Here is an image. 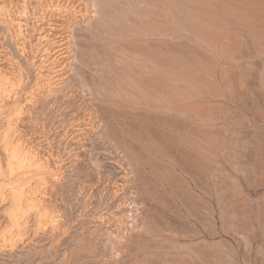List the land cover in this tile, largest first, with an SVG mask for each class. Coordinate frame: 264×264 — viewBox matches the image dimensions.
I'll return each instance as SVG.
<instances>
[{"label": "rangeland", "instance_id": "obj_1", "mask_svg": "<svg viewBox=\"0 0 264 264\" xmlns=\"http://www.w3.org/2000/svg\"><path fill=\"white\" fill-rule=\"evenodd\" d=\"M0 70V264H264V0H0Z\"/></svg>", "mask_w": 264, "mask_h": 264}, {"label": "bare ground", "instance_id": "obj_2", "mask_svg": "<svg viewBox=\"0 0 264 264\" xmlns=\"http://www.w3.org/2000/svg\"><path fill=\"white\" fill-rule=\"evenodd\" d=\"M50 1H51V0H50ZM66 1H67V0H66ZM64 2H65V1H64ZM69 2H70V1H69ZM15 3H16V2H15ZM53 3H54V2H53ZM66 3H67V2H66ZM23 4H24V3H23ZM54 4H55V3H54ZM81 4H83V3H81ZM1 5H2V4H1ZM26 6H27V5H26ZM26 6H25V7H26ZM41 7H42V6H41ZM47 7H48V6H47ZM47 7H46V8H47ZM74 7H75V6H74ZM82 7H83V6H82ZM84 7H86V6H84ZM3 8H4V7H3ZM5 8H6V7H5ZM26 8H27V7H26ZM55 8H56V7H55ZM43 9H44V8H43ZM64 9H65V8H64ZM86 9H88V7H86ZM77 10H79V9H77ZM77 10H76V11H77ZM19 11H20V10H19ZM62 11H63V10H62ZM68 11H69V10H68ZM81 11H82V10H81ZM8 12H9V11H8ZM78 12H79V11H78ZM78 12H77V13H78ZM83 12H84V11H83ZM20 13H21V12H20ZM54 14H55V13H54ZM67 14H68V13H67ZM67 14H66V15H67ZM3 15H5V14H3ZM6 15H7V14H6ZM8 15H10V14H8ZM58 15H59V14H58ZM70 15H71V14H70ZM80 15H81V14H80ZM3 17H4V16H3ZM21 18H22V17H21ZM63 18H64V17H63ZM66 20H67V19H66ZM78 20H79V19H78ZM6 21H7V20H6ZM88 21H89V20H88ZM16 23H17V22H16ZM93 23H94V22H93ZM5 25H6V24H5ZM14 25H15V24H14ZM61 25H62V24H61ZM89 25H90V24H89ZM55 26H56V25H55ZM62 26H63V25H62ZM66 26H67V25H66ZM58 27H59V26H58ZM90 27H91V26H90ZM22 28H23V27H22ZM56 29H57V28H56ZM70 29H71V28H70ZM74 29H75V28H74ZM68 30H69V29H68ZM68 30H67V31H68ZM14 31H15V29H14ZM16 31H17V30H16ZM16 31H15V32H16ZM69 31H70V30H69ZM94 31H95V30H94ZM12 32H13V31H12ZM71 32H72V31H71ZM95 32H96V31H95ZM20 33H21V32H20ZM88 33H89V32H88ZM47 36H48V35H47ZM21 37H22V36H21ZM72 39H73V38H72ZM74 40H75V39H74ZM25 43H26V42H25ZM58 43H59V42H58ZM60 43H62V42H60ZM60 43H59V44H60ZM71 43H72V42H71ZM21 45H22V44H21ZM25 45H26V44H25ZM39 45H40V44H39ZM62 45H63V44H61L60 46H62ZM24 47H25V46H24ZM24 47H23V48H24ZM68 48H69V47H68ZM72 48H73V47H72ZM16 49H17V48H16ZM64 49H65V48H63V49L60 48L58 51H61V53H65ZM26 52H27V51H26ZM75 53H76V52H75ZM16 54H18V53H16ZM68 54H69V53H68ZM68 56H69V55H68ZM74 57H75V56H74ZM5 59H6V58H5ZM34 59H35V58H34ZM56 59H57V58H56ZM65 59H67V58H65ZM68 59H69V57H68ZM49 60H50V59H49ZM75 60H76V59H75ZM77 60H79V59H77ZM77 60H76V61H77ZM80 60H81V59H80ZM19 62H20V61H19ZM19 62H18V63H19ZM76 64H77V63H76ZM21 65H22V64H21ZM79 65H80V64H79ZM49 66H50V65H49ZM75 66H76V65H75ZM20 67H21V66H20ZM46 67H47V66H46ZM72 67H73V66H72ZM78 67H79V66H78ZM80 67H81V66H80ZM21 68H22V67H21ZM63 68H64V67H63ZM42 69H43V68H42ZM46 70H47V69H46ZM71 70H73V69L71 68ZM0 71H1V70H0ZM52 71H53V70H52ZM55 71H56V70H55ZM14 72H15V71H14ZM23 72H24V71H23ZM26 73H28V72H26ZM2 74H3V73H2ZM2 74H1V72H0V75H1V76L4 75V74H3V75H2ZM52 74H53V73H52ZM79 74H80V73H79ZM5 75H6V74H5ZM5 75L3 76L2 79H5V78H6ZM26 75H27V74H26ZM42 75H43V74H42ZM42 75H41V76H42ZM56 75H57V74H56ZM56 75H54V76H56ZM7 76H8V75H7ZM13 76H14V75H13ZM23 76H24V75H23ZM8 77H9V76H8ZM37 77H38V76H37ZM49 77H50V76H49ZM11 78H12V77H11ZM19 78H20V77H19ZM38 79H39V78H38ZM60 79H61V78H60ZM13 80H14V78H13ZM53 80H54V79H53ZM2 81H4V80H2ZM5 81H6V80H5ZM14 81H15V80H14ZM21 81H22V80H21ZM81 82H82V81H81ZM84 82H85V81H84ZM61 83H62V82H61ZM5 84H6V83H5ZM30 84H31V83H30ZM51 84H52V83H51ZM2 85H3V84H2ZM11 85H12V84H11ZM55 85H56V84H55ZM18 86H19V85H18ZM26 86H27V85H26ZM45 87H46V86H45ZM81 87H82V86H81ZM2 88H3V86H2ZM5 88H6V87H5ZM16 88H17V87H16ZM8 89H9V88H8ZM12 89H13V88H12ZM25 89H26V87H25ZM33 89H34V88H33ZM35 89H36V88H35ZM70 90H71V89H70ZM2 91H3V90H2ZM0 92H1V91H0ZM7 92H8V91H7ZM19 92H20V91H19ZM21 92H22V91H21ZM21 92H20V93H21ZM2 93H4V92H2ZM22 93H23V92H22ZM17 94H18V93H17ZM50 94H51V93H50ZM19 95H20V94H19ZM35 95H36V94H35ZM2 97H3V96H2ZM19 97H20V96H19ZM8 98H9V97H8ZM21 98H22V97H21ZM37 98H38V97H37ZM9 100H10V99H9ZM11 100H12V99H11ZM21 100H22V99H21ZM36 100H37V99H36ZM47 100H48V99H47ZM0 101H1V100H0ZM30 101H31V100H30ZM35 102H36V101H35ZM45 102H46V101H45ZM20 103H21V102H20ZM47 103H48V102H47ZM22 104H23V103H22ZM93 104H94V103H93ZM1 105H2V104H1ZM12 105H13V104H12ZM9 106H10V105H9ZM15 106H16V103H15ZM18 106H19V105H18ZM31 106H32V105H31ZM3 107H4V106H3ZM19 107H20V106H19ZM36 107H37V106H36ZM94 107H95V106H94ZM14 108H15V107H14ZM0 109H1V108H0ZM8 109H9V108H8ZM15 109H16V108H15ZM3 111H4V110H3ZM17 111H18V110H17ZM24 111H25V110H24ZM103 111H104V110H103ZM13 112H14V111H13ZM4 113H5V112H4ZM8 113H9V112H8ZM13 114H14V113H13ZM103 115H104V114H103ZM4 116H5V115H4ZM22 116H23V115H22ZM16 117H17V116H16ZM104 117H105V116H104ZM6 119H7V117H6ZM13 119H14V118H13ZM17 120H19V119H17ZM11 121H12V120H11ZM19 121H20V120H19ZM4 122H5V121H4ZM9 123H10V122H9ZM12 123H13V122H12ZM2 124H3V123H2ZM9 125H10V124H9ZM8 127H9V126H8ZM14 130H15V129H14ZM13 132H14V131H13ZM15 133H16V132H15ZM9 136H10V135H9ZM11 137H12V136H11ZM17 140H18V139H17ZM83 140H84V139H83ZM0 142H1V141H0ZM3 143H5V142H3ZM8 143H10V141H9ZM18 143H19V142H18ZM6 145H7V144H6ZM15 145H16V144H15ZM17 145H18V144H17ZM21 145H22V144H21ZM13 146H14V145H13ZM23 146H24V145H23ZM24 149H26V148H24ZM11 150H12V149H11ZM5 151H6V150H5ZM16 151H18V152H19V151H22V153L24 152V150H23V148H22L21 146H19L18 149H17ZM25 151H26V150H25ZM3 152H4V151H3ZM32 152H33V151H32ZM15 153H16V152H15ZM22 153H21V154H22ZM29 153H30V152H29ZM23 154H24V153H23ZM23 154H22V155H23ZM27 154H28V152H27ZM10 155H11V154H10ZM19 155H20V153H19ZM22 155H20V156H22ZM12 156H13V155H12ZM16 156H18V155H16ZM25 157H26V156H24V158H25ZM15 158H17V157H15ZM18 158H19V157H18ZM18 158H17V159H18ZM12 159H13V157H12ZM25 164H26V163H25ZM57 167H58V166H57ZM4 169H5V168H4ZM4 169H3V170H4ZM3 170H2V171H3ZM48 170H49V169H48ZM8 172H9V171H8ZM25 173H26V172H25ZM30 175H31V174H30ZM11 176H12V175H11ZM46 176H47V175H46ZM43 178H44V177H43ZM26 192H27V191H26ZM8 194H9V193H8ZM25 195H26V194H25ZM25 195H24V196H25ZM14 196H15V195H14ZM11 197H12V196H11ZM24 198H25V197H24ZM22 199H23V198H22ZM31 203H32V202H31ZM38 204H39V203H38ZM26 205H27V204H26ZM35 206H36V205H35ZM18 207H19V206H18ZM37 207H38V206H37ZM32 208H33V207H32ZM15 209H16V208H15ZM22 209H23V208H22ZM35 211H36V210H35ZM15 212H16V211H15ZM17 212H18V211H17ZM14 219H15V218H14ZM14 219H13V220H14ZM14 222H15V221H14Z\"/></svg>", "mask_w": 264, "mask_h": 264}]
</instances>
